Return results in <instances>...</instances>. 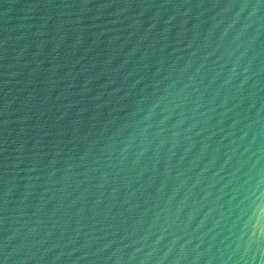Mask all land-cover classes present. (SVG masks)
I'll list each match as a JSON object with an SVG mask.
<instances>
[{
  "label": "water",
  "instance_id": "water-1",
  "mask_svg": "<svg viewBox=\"0 0 264 264\" xmlns=\"http://www.w3.org/2000/svg\"><path fill=\"white\" fill-rule=\"evenodd\" d=\"M0 264H264V0H0Z\"/></svg>",
  "mask_w": 264,
  "mask_h": 264
}]
</instances>
